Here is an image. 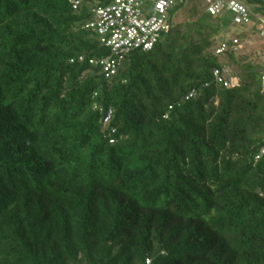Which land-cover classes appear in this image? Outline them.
I'll return each instance as SVG.
<instances>
[{
    "label": "trees",
    "instance_id": "obj_1",
    "mask_svg": "<svg viewBox=\"0 0 264 264\" xmlns=\"http://www.w3.org/2000/svg\"><path fill=\"white\" fill-rule=\"evenodd\" d=\"M112 1L0 0V264H264V65L184 0L105 76Z\"/></svg>",
    "mask_w": 264,
    "mask_h": 264
},
{
    "label": "built area",
    "instance_id": "obj_2",
    "mask_svg": "<svg viewBox=\"0 0 264 264\" xmlns=\"http://www.w3.org/2000/svg\"><path fill=\"white\" fill-rule=\"evenodd\" d=\"M83 0H68L73 9L80 7ZM184 0H113L111 4L96 6L92 9V18L84 24L86 28L96 30L99 41L109 49L110 53L98 58H88L89 64L100 65L105 76L112 75L122 63L125 55L135 49L149 50L157 42L161 32L168 28L166 14L175 2ZM206 14L217 15L222 9L231 14V23L249 24L250 11L236 0H204ZM256 30L260 37H264V19L257 17ZM238 37H225L215 48L216 54L225 50L235 51L240 47ZM80 60L84 56L78 57ZM213 79L225 88L237 87L239 77L227 66L215 68ZM264 86V72L261 74ZM191 94V93H190ZM264 154V146L255 159ZM150 258L144 264H150Z\"/></svg>",
    "mask_w": 264,
    "mask_h": 264
},
{
    "label": "rangeland",
    "instance_id": "obj_3",
    "mask_svg": "<svg viewBox=\"0 0 264 264\" xmlns=\"http://www.w3.org/2000/svg\"><path fill=\"white\" fill-rule=\"evenodd\" d=\"M204 7L205 6L202 4L201 5V10H204ZM204 12H205V10H204ZM181 15H184V16H188L189 15L188 7L185 4L182 5L179 8V10L173 14L172 21L173 22H178V20L180 19ZM230 19H231V15L225 14L224 18H222L220 20V23H218V25L222 29H224V31L226 33L225 35H226V37L228 39H230L233 36L235 37L236 36V32H237V27L234 26L233 24L229 23ZM251 26H252V24H250V26L248 25L247 28L251 29L252 28ZM248 35L247 36L245 35L246 37L250 36V38L248 39V43L244 44L243 40H240V42H241L240 43V47L235 50L238 53L237 56L242 55V56H244L246 58H251V59L257 60L258 62L259 61H263L264 62V60L262 59L263 58V54L260 55V53L258 52L259 47L264 45L263 38L259 37L256 33H254L252 35H249V36ZM244 39H247V38H244ZM261 65H264V64L261 63ZM228 68L230 70H232L231 67H228Z\"/></svg>",
    "mask_w": 264,
    "mask_h": 264
},
{
    "label": "crops",
    "instance_id": "obj_4",
    "mask_svg": "<svg viewBox=\"0 0 264 264\" xmlns=\"http://www.w3.org/2000/svg\"><path fill=\"white\" fill-rule=\"evenodd\" d=\"M245 2V0H243ZM256 3H254V1L252 0H246L248 8L250 9L251 13H252V21L250 24H253L251 27L255 29V33L258 35L257 30H256V20L257 17H261L264 19V0H255ZM259 36V35H258ZM260 37V36H259ZM250 38L247 37V39H243L244 44L248 43V39ZM264 40V37H261ZM264 42V41H263ZM258 52L261 54H263V60H264V45L259 47ZM260 63L264 64L263 61H259Z\"/></svg>",
    "mask_w": 264,
    "mask_h": 264
},
{
    "label": "clouds",
    "instance_id": "obj_5",
    "mask_svg": "<svg viewBox=\"0 0 264 264\" xmlns=\"http://www.w3.org/2000/svg\"><path fill=\"white\" fill-rule=\"evenodd\" d=\"M192 94H194V92H193V91H191V94L189 93V95H188V96H186V98H187V97H190Z\"/></svg>",
    "mask_w": 264,
    "mask_h": 264
}]
</instances>
